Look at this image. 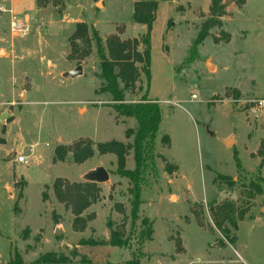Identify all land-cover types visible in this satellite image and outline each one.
I'll use <instances>...</instances> for the list:
<instances>
[{
    "label": "rangeland",
    "instance_id": "1",
    "mask_svg": "<svg viewBox=\"0 0 264 264\" xmlns=\"http://www.w3.org/2000/svg\"><path fill=\"white\" fill-rule=\"evenodd\" d=\"M69 1L81 8L76 20L62 0H0V116L6 114L0 122V264H13L15 253L30 264L47 252L97 264L132 257L139 264H264V195L249 187L259 173L264 179V104L256 107L264 102V0L242 6L221 0L220 15L210 12L212 0H160L150 31L147 96L158 103L161 121L135 218L131 183L118 174L116 156L97 146L130 145L126 132L138 126L100 92L105 83L91 29L105 45L111 35L141 40L146 28L131 19L133 0ZM16 22L25 31L14 29ZM78 24L87 26L89 44H71ZM77 66L81 75L65 77ZM119 88L125 102H137L147 80L141 74L133 91ZM230 137L234 143L226 145ZM57 147L65 148L63 161L55 157ZM89 149L92 156L77 162L74 154L83 157ZM18 156L27 164L17 163ZM99 167L109 179L95 183L98 200L75 215L54 183H86ZM134 167L130 149L125 168ZM222 205L231 208L236 227H216L211 211ZM112 229L126 246L109 245ZM87 240L103 245L81 244Z\"/></svg>",
    "mask_w": 264,
    "mask_h": 264
},
{
    "label": "trees",
    "instance_id": "2",
    "mask_svg": "<svg viewBox=\"0 0 264 264\" xmlns=\"http://www.w3.org/2000/svg\"><path fill=\"white\" fill-rule=\"evenodd\" d=\"M160 0H133V11L131 19L134 23L144 25L146 28L145 34L142 39L121 40L118 35L109 36L105 45L102 39L98 35L97 31L92 28L91 34L95 41L97 54L100 58V77L104 81L105 85L100 92L109 93L112 97V108L114 111L122 117L133 118L137 123L136 132L127 131L126 137L133 136L132 143L125 145L119 141H109L101 143L97 146L101 154H113L117 160V172L121 177L129 180L132 187L129 189L131 194V216L135 218L137 216L139 207L141 205V180L142 174L147 167V164L154 162V147L156 134L161 121L160 108L155 100L149 99L148 88L150 81V31L152 23L155 20V13L158 8V2ZM246 0H235V3L242 6ZM221 0H212L210 12L214 15H220L223 13L220 7ZM88 28L85 24H78L75 32L72 34L70 41L74 44L75 41H81L89 44L90 37ZM204 33H201L198 37L199 42ZM139 47L143 49L140 51ZM143 74L147 80V90L140 101L127 103L124 99V94L119 88L120 84L125 89L133 91L136 86V82L140 75ZM164 140H167L169 145V137L164 136ZM133 151V160L135 167L133 170L125 168L126 155L129 150ZM65 148L57 147L54 151L55 157L58 161H63L65 158V152L61 151ZM92 150L89 149L83 157H78L74 154L77 162H82L83 159H87L92 156ZM264 160L259 166L262 167ZM238 167L240 164L238 163ZM227 181L230 185L234 184V181L230 177H221ZM95 183L86 182L83 184H69L61 180H56L54 183V189L57 196L60 199L66 196L71 199L73 212L75 215H80L90 205L98 200V190ZM250 190H253L256 195H264V179L262 176L249 183ZM212 215L215 219L216 227L220 228L223 222L236 227L234 220L232 219L231 208L227 205H222L212 209ZM143 225L146 227V233L143 234V238L149 240L151 238L152 229L148 226L147 219L143 220ZM109 245L113 247H123L127 245V241L121 236L119 231L111 230ZM86 246H99L103 245L100 242H94L92 240L82 241ZM13 264H26L23 263L17 253L14 255L12 261ZM30 264H97L92 260L81 257L78 261H74L66 255L53 252H47L40 255L33 263ZM125 264H139L138 257H132Z\"/></svg>",
    "mask_w": 264,
    "mask_h": 264
},
{
    "label": "water",
    "instance_id": "3",
    "mask_svg": "<svg viewBox=\"0 0 264 264\" xmlns=\"http://www.w3.org/2000/svg\"><path fill=\"white\" fill-rule=\"evenodd\" d=\"M65 5V14L68 15L70 19L76 20L80 14L81 8L79 6H74L69 0H62ZM82 74V67L77 66L75 69L70 70L66 72L64 75L65 77H71L74 78L76 76H79ZM6 117V114H3L0 116V122L4 121V118ZM230 139L225 140V144L227 145L229 143ZM109 179V175L107 171L99 167L94 171H91L85 176L86 182H92V183H104ZM59 231H56V234H58Z\"/></svg>",
    "mask_w": 264,
    "mask_h": 264
},
{
    "label": "built area",
    "instance_id": "4",
    "mask_svg": "<svg viewBox=\"0 0 264 264\" xmlns=\"http://www.w3.org/2000/svg\"><path fill=\"white\" fill-rule=\"evenodd\" d=\"M14 29H17L18 31L22 32V31H25L26 28L23 27L20 22H16L14 24ZM193 98L195 99L196 96H193ZM263 104H264L263 101H258L256 107H262ZM252 110L255 111V108H253ZM15 160H16L17 163L27 164V158H25V157L18 156Z\"/></svg>",
    "mask_w": 264,
    "mask_h": 264
},
{
    "label": "crops",
    "instance_id": "5",
    "mask_svg": "<svg viewBox=\"0 0 264 264\" xmlns=\"http://www.w3.org/2000/svg\"><path fill=\"white\" fill-rule=\"evenodd\" d=\"M176 0H172V2L174 3ZM159 2H161V1H159ZM159 2H158V4H159ZM167 3V2H166ZM173 3H167V4H173ZM174 6V5H173ZM144 26V25H143ZM172 26H173V24H172ZM145 27V26H144ZM228 139H230V140H232V142L234 143V141H233V139H231V137L230 138H228ZM173 173L174 174H178V168H177V166H176V169L173 171Z\"/></svg>",
    "mask_w": 264,
    "mask_h": 264
}]
</instances>
